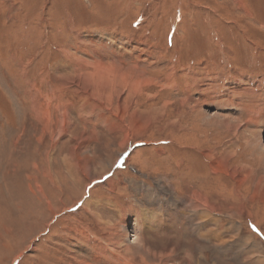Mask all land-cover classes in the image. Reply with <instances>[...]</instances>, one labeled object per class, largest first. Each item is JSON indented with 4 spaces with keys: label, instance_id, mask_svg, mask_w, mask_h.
<instances>
[{
    "label": "rangeland",
    "instance_id": "1",
    "mask_svg": "<svg viewBox=\"0 0 264 264\" xmlns=\"http://www.w3.org/2000/svg\"><path fill=\"white\" fill-rule=\"evenodd\" d=\"M0 264H264V0H0Z\"/></svg>",
    "mask_w": 264,
    "mask_h": 264
},
{
    "label": "bare ground",
    "instance_id": "2",
    "mask_svg": "<svg viewBox=\"0 0 264 264\" xmlns=\"http://www.w3.org/2000/svg\"><path fill=\"white\" fill-rule=\"evenodd\" d=\"M103 78V77H102ZM205 205V204H204ZM124 247V246H123ZM126 248H127V246H126ZM126 250V249H125Z\"/></svg>",
    "mask_w": 264,
    "mask_h": 264
}]
</instances>
